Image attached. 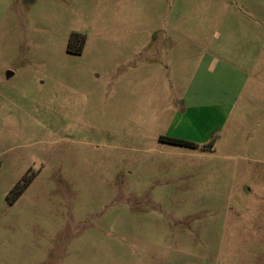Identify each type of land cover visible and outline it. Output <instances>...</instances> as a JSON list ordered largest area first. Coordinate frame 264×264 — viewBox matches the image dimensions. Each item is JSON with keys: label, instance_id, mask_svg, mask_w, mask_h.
Masks as SVG:
<instances>
[{"label": "rangeland", "instance_id": "obj_1", "mask_svg": "<svg viewBox=\"0 0 264 264\" xmlns=\"http://www.w3.org/2000/svg\"><path fill=\"white\" fill-rule=\"evenodd\" d=\"M0 264H264V0H0Z\"/></svg>", "mask_w": 264, "mask_h": 264}, {"label": "trees", "instance_id": "obj_2", "mask_svg": "<svg viewBox=\"0 0 264 264\" xmlns=\"http://www.w3.org/2000/svg\"><path fill=\"white\" fill-rule=\"evenodd\" d=\"M85 45H86L85 36L80 34H73L68 44V52L75 55H81L84 51ZM167 142L178 145L196 146L193 143L178 139H170ZM30 184H31L30 176L24 177L23 180L20 183H18L14 188V190L12 191L13 197L11 201L12 202L15 201Z\"/></svg>", "mask_w": 264, "mask_h": 264}]
</instances>
